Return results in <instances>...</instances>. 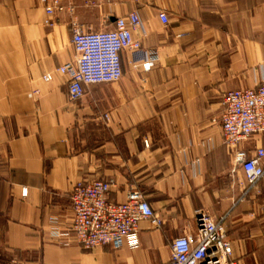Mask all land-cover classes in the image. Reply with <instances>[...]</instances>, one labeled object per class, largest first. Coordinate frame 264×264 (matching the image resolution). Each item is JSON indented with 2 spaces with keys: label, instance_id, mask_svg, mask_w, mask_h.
I'll list each match as a JSON object with an SVG mask.
<instances>
[{
  "label": "crops",
  "instance_id": "1",
  "mask_svg": "<svg viewBox=\"0 0 264 264\" xmlns=\"http://www.w3.org/2000/svg\"><path fill=\"white\" fill-rule=\"evenodd\" d=\"M72 2L83 34L135 12L141 50L121 53L119 82L72 102L56 72L77 56L66 4L46 25L38 0H0V264H166L172 240L194 239L196 211L225 217L232 260L264 264V177L243 195L220 127L225 93L264 79V0ZM240 148L264 149V133ZM98 180L112 202L137 188L161 225L140 222L119 250L63 246L70 191Z\"/></svg>",
  "mask_w": 264,
  "mask_h": 264
},
{
  "label": "built area",
  "instance_id": "2",
  "mask_svg": "<svg viewBox=\"0 0 264 264\" xmlns=\"http://www.w3.org/2000/svg\"><path fill=\"white\" fill-rule=\"evenodd\" d=\"M45 12L44 23L51 24L54 13L66 4L73 17L71 43L76 53L73 62L60 66L57 74L66 78L68 99H82L86 87L98 84L117 83L122 78L120 55L124 51L138 53L140 41L134 33L141 27L138 15L133 12L117 18L111 30L83 34L74 19L73 0H38ZM89 4L88 2L86 3ZM166 25L164 13L159 15ZM152 55V54H151ZM154 56V55H153ZM143 62V72H149L154 57ZM50 82L52 76L42 77ZM223 112L220 127L225 145L233 154V164L240 168L246 179L243 195L256 189L264 177V149H255L248 155L240 148L248 139L264 133V79L254 88L233 90L222 97ZM107 119V116L104 117ZM111 184L107 181L77 183L69 194L71 222L67 232L56 235L63 246L76 243L84 251L109 246L121 249L126 243L138 244V226L149 221L159 227L161 221L145 200L144 195L133 187L121 203L109 199ZM225 217L215 219L206 211H196V235L193 240L179 237L171 241V258L166 264H238L232 257L231 243L224 226Z\"/></svg>",
  "mask_w": 264,
  "mask_h": 264
}]
</instances>
